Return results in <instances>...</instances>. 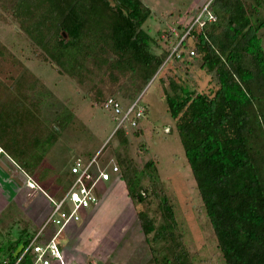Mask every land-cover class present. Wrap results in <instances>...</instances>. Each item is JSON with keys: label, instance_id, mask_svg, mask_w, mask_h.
<instances>
[{"label": "trees", "instance_id": "obj_1", "mask_svg": "<svg viewBox=\"0 0 264 264\" xmlns=\"http://www.w3.org/2000/svg\"><path fill=\"white\" fill-rule=\"evenodd\" d=\"M208 11L216 20L194 26L179 50L166 59L151 50L154 38L144 25L152 11L141 0H0V22L16 24L38 61L79 84L92 64L106 66L114 80L113 72L132 73L140 82L138 90L161 72L168 59L184 60L192 41L193 50L187 54L200 56L201 67L215 74L219 88L212 96L176 88L173 95L165 94L168 111L176 120L225 263L264 264V47L260 36L264 19L257 18L256 10L250 11L243 0H212ZM192 22L177 33L176 45ZM0 58L23 69L12 88L0 80V147L32 175L59 140L60 127L73 119L64 114L53 125L46 123L44 81L1 41ZM109 98L114 97L104 103ZM13 155L20 156L18 162ZM145 169L153 171L152 179L158 176L152 161ZM124 180L139 210L135 202L144 203L147 190L141 188L138 175ZM158 211L159 223L147 211L136 212L151 263L193 264L176 234L174 205L167 196L161 197ZM55 233L50 229L44 240ZM32 239L20 237L5 252L0 247V264H13ZM31 259L33 255L27 261Z\"/></svg>", "mask_w": 264, "mask_h": 264}, {"label": "rangeland", "instance_id": "obj_2", "mask_svg": "<svg viewBox=\"0 0 264 264\" xmlns=\"http://www.w3.org/2000/svg\"><path fill=\"white\" fill-rule=\"evenodd\" d=\"M141 1L152 11L150 19L144 25L154 38L151 50L154 54L166 55V59L176 47L177 33L186 28L193 21L192 18L195 19L212 2ZM243 1L250 11L256 10L257 18L264 19V0ZM10 27L9 43L12 45V52L48 88V93L42 100L46 123L53 125L64 114L71 115L73 119L64 127L60 125L59 140L43 156L37 168L40 170L35 171L36 176L32 175L49 183L54 182L49 195L52 199L59 200L67 193L74 180V176L70 174L74 163H85L91 157L102 153L99 156L100 166L103 167L112 160L120 167V174L113 173L109 167L111 181L97 182L95 186L98 198L108 199L100 213L92 220L91 209L81 210V220L76 222L78 229L72 225L73 227H69L62 234L59 242L61 241L65 263L70 264V259L83 263L86 260L91 264L100 257V264H105L104 258L114 251L108 264H152L149 245L140 228L136 212L147 211L159 223L161 215L158 205L161 197L165 195L174 205L176 234L181 238L182 246L189 252L193 264H226L198 194L177 131L176 120L171 117L166 103L165 94L173 95L176 88L210 96L219 88L215 74H208L201 67L200 56L189 57L194 43L190 41L184 60L168 59L161 72L137 90L140 82L132 73L113 72L117 76L114 80L108 74L110 71L106 70V66L96 68L92 64L88 66L84 82L79 84L76 79L61 75L51 65L38 61L29 39L19 31L16 24L10 23ZM260 36L264 47V28L260 31ZM10 64L8 67L14 73L18 74L22 70ZM0 66L6 65L1 62ZM110 96L121 101L123 106L137 101L138 108H147L146 115L139 120L136 128L128 123L120 129L116 128L114 115L103 107L104 101ZM7 157L14 161L6 153L0 154V161L7 162ZM13 157L18 162L20 156ZM149 161L154 163L158 171V176L153 179L150 177L153 171L145 169V164ZM94 173L97 174L96 168ZM30 175L13 174L10 169L5 174L0 169V247L5 249L3 252L16 239L34 237L39 232V228L31 225L34 222V208H41V212L36 215L43 214L46 207L52 208V203L49 206L43 195L48 191L29 178ZM134 175L139 176L141 188L147 190L145 202H135L136 206L139 205V210L135 209L125 188L124 179ZM7 178L13 180L11 187L6 186ZM116 179L121 181V186L111 187ZM18 187L14 192L13 189Z\"/></svg>", "mask_w": 264, "mask_h": 264}, {"label": "built area", "instance_id": "obj_3", "mask_svg": "<svg viewBox=\"0 0 264 264\" xmlns=\"http://www.w3.org/2000/svg\"><path fill=\"white\" fill-rule=\"evenodd\" d=\"M215 20V16L208 11V7L203 9L193 20L192 25L182 40L176 45L171 56L179 50L182 41L189 35L194 26H204L206 21L214 22ZM104 108L111 111L114 115L117 129L127 123L132 128H136L139 120L147 112L146 107L138 108L137 101L129 106H123L115 98L107 99L104 103ZM98 156L99 154L95 155L85 163L78 161L71 166L70 174L74 176V180L69 190L59 200L51 198L52 208L49 216L31 242L20 249L18 258L13 264H66L59 246L61 234L70 225L81 220V210L92 209L99 204L100 199L95 193V186L97 182L111 181L108 168L111 167L113 173L120 174V167L112 160L107 165L100 166ZM95 168L97 169V174L94 173ZM52 228L56 229L55 235L48 241L44 240L46 233ZM30 255H33V259L28 262L27 259Z\"/></svg>", "mask_w": 264, "mask_h": 264}, {"label": "crops", "instance_id": "obj_4", "mask_svg": "<svg viewBox=\"0 0 264 264\" xmlns=\"http://www.w3.org/2000/svg\"><path fill=\"white\" fill-rule=\"evenodd\" d=\"M192 20H193V18H192ZM3 26V27H2ZM9 27H10V24H4V23H2V22H0V41L5 45V46H7L9 49H10V51L12 52V49H11V46L12 45H10V43H9V40H10V38H9ZM11 28V27H10ZM15 28V27H14ZM13 28V29H14ZM14 31H15V29H14ZM17 31H18V29H17ZM1 62H3V63H5V67H1L0 66V80H1V82L4 84V85H6V86H10L11 88L13 87V85H14V82H15V79L16 78H18L19 77V75L23 72V69L22 70H20L19 71V73L18 74H16V73H14L13 72V69L12 70H10L9 69V67H8V64H10V63H8V62H4L3 60H1V58H0V63ZM12 67H14V65H12V64H10ZM26 66V65H25ZM26 67H28V66H26ZM29 68V67H28ZM2 88V86H0V89ZM3 89V88H2ZM9 89V88H8ZM9 94H6V95H2L1 96V98H2V100L1 101H3V100H5V98H7V96H8ZM0 154H4V152H3V150H2V148L0 147ZM94 157V156H93ZM92 158V157H91ZM7 162H3V161H0V169H1V171H5V174H6V171H8V169H10L11 171H13V174H17V175H22V176H26L27 175V173L25 172V171H23L22 169H21V167L18 165V164H16L14 161H12V160H10L8 157H7V160H6ZM37 170H40V169H37ZM36 171V170H35ZM35 171L33 172V175L34 176H36V174H37V172L35 173ZM44 171V170H43ZM4 173V172H3ZM43 173V172H42ZM29 175V174H28ZM29 176V178L31 177L32 178V180L35 182V183H37V184H41V186H43L46 190L45 191H48V193L47 192H45V191H43V192H45L43 195H44V197H45V199H46V202L47 203H49L48 205L50 206V204H51V196L49 195V191H51V186H52V184L54 183V182H52V183H49V182H46V181H44V180H42V178L40 177V178H36V177H34V176ZM7 180H8V182L6 183V186L7 187H11L12 185H13V180L12 179H9V178H7ZM28 181H31L30 179H28ZM108 183V182H107ZM9 185V186H8ZM121 186V181L119 180V179H116L115 181H114V183L113 184H111V187H115V186ZM13 188V187H12ZM125 188H126V186H125ZM19 189V187L17 188V189H13V191L15 192V191H17ZM33 189V188H32ZM112 191V190H111ZM126 191H127V189H126ZM108 196H109V194H108ZM105 197H102L101 198V200L99 201V204L96 206V207H94V208H92L91 210L93 211V213L91 214V217L92 218H90V219H94L97 215H98V213H100V211L105 207V204H106V200H108V199H105ZM103 201H105V202H103ZM41 208H34L33 209V211H32V213H33V216H32V221H34L33 223L31 222V225L33 226V227H37V228H39V230L41 229V227H42V225L44 224V222H45V220L47 219V217L49 216V214H50V211H51V208L50 207H46V210H43V214H39V215H36V213L37 212H41V211H39ZM133 209H134V206H133ZM89 219V220H90ZM91 220V221H92ZM90 221V222H91ZM89 222V223H90ZM73 226H76V223L75 224H72ZM72 225H70L69 227H73ZM68 227V228H69ZM68 228H66L65 230L67 231L68 230ZM73 228H76V229H78V227L76 226V227H73ZM35 232H37V231H35ZM65 232V231H64ZM63 232V233H64ZM121 232V231H120ZM62 233V234H63ZM37 234V233H36ZM35 234V235H36ZM62 234H61V236H62ZM114 235V234H113ZM125 235V234H124ZM61 236H60V238H61ZM67 238L70 240V236H68V234H67ZM61 241L59 242V246L61 247ZM61 249H62V247H61ZM96 249H98V248H96ZM98 251V250H97ZM114 251H111V253H109V254H107V256L104 258V261H105V264H108L109 263V261H110V259H111V257L113 256V253ZM64 253L66 254V249H65V251H64ZM98 257V256H97ZM99 259H100V257H98V258H96V260H93L92 262H91V264H100V263H102V262H99ZM69 260V262H70V264H89V263H87L86 262V260L84 261V263L83 262H73V261H70V259H68Z\"/></svg>", "mask_w": 264, "mask_h": 264}]
</instances>
